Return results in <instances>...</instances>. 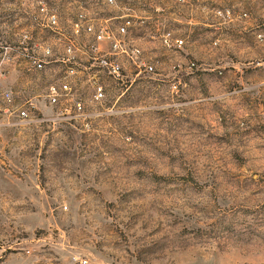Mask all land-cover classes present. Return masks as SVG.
Instances as JSON below:
<instances>
[{"label": "rangeland", "instance_id": "rangeland-1", "mask_svg": "<svg viewBox=\"0 0 264 264\" xmlns=\"http://www.w3.org/2000/svg\"><path fill=\"white\" fill-rule=\"evenodd\" d=\"M40 3L56 28L33 19ZM125 8L153 74L124 59L116 79L75 37L80 14L115 30ZM23 31L52 56L0 77L28 113L0 100V264H264V0H0V41Z\"/></svg>", "mask_w": 264, "mask_h": 264}, {"label": "built area", "instance_id": "built-area-1", "mask_svg": "<svg viewBox=\"0 0 264 264\" xmlns=\"http://www.w3.org/2000/svg\"><path fill=\"white\" fill-rule=\"evenodd\" d=\"M112 3L113 0H106ZM126 12L122 17V22L115 30H111L107 25L95 26L94 23L86 21L83 14L78 16V20L73 23V31L75 37L85 34L91 36V40L87 43L88 49L92 52V59L95 60L101 67L105 68L107 72L118 79L121 77L123 60H129L136 67L138 73L153 74L155 72L153 62L148 60L144 55V51L138 45L132 44L127 36L130 30L139 23L136 20L137 16L130 8H125ZM223 18H231L228 10L217 12ZM246 16L245 13L239 14L237 18ZM33 19L43 26L54 27L58 25L57 15L54 11L49 10L46 5L40 3ZM85 23V24H84ZM262 34H258V38H262ZM109 42V49L104 51L101 49V43ZM161 42L165 47H181L183 40L173 37L171 31H164L161 34ZM66 56L63 62L67 65V74L71 75L75 69L69 66L73 63L76 52V41L74 39H67L65 44ZM52 56L50 47H45L36 42L29 31H23L15 44H8L0 41V77H5L10 71L11 67L16 64L19 57L29 69L41 70L46 64V59ZM194 65V64H192ZM177 85L173 84L176 89ZM71 87L67 81L59 83L58 85H51L49 87L48 98L50 103H58L62 94H68ZM105 98V93L101 85L94 87L92 94V101L100 103ZM0 100L6 104L4 111L9 114H14L17 119L25 121L28 118L26 108H19L14 102V93L11 89L0 90ZM77 111L83 110L81 101L75 100L72 103Z\"/></svg>", "mask_w": 264, "mask_h": 264}, {"label": "crops", "instance_id": "crops-1", "mask_svg": "<svg viewBox=\"0 0 264 264\" xmlns=\"http://www.w3.org/2000/svg\"><path fill=\"white\" fill-rule=\"evenodd\" d=\"M139 24H140V23H137L136 25H139ZM132 44H134V45H135L136 43H135V42H133ZM136 45H137V44H136Z\"/></svg>", "mask_w": 264, "mask_h": 264}]
</instances>
